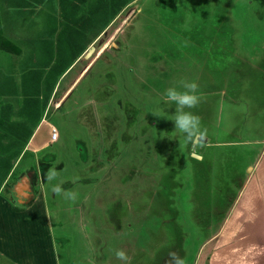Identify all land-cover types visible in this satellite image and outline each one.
Listing matches in <instances>:
<instances>
[{"label":"rangeland","instance_id":"obj_1","mask_svg":"<svg viewBox=\"0 0 264 264\" xmlns=\"http://www.w3.org/2000/svg\"><path fill=\"white\" fill-rule=\"evenodd\" d=\"M73 1L41 27L1 11L23 55L0 49V180L36 201L1 190L0 264H35L12 247L43 234L56 264H264V0H132L102 31L81 18L99 0ZM182 78L203 138L174 128Z\"/></svg>","mask_w":264,"mask_h":264},{"label":"crops","instance_id":"obj_2","mask_svg":"<svg viewBox=\"0 0 264 264\" xmlns=\"http://www.w3.org/2000/svg\"><path fill=\"white\" fill-rule=\"evenodd\" d=\"M81 1L83 2L84 6H85L88 0H81ZM47 3H48V0H0V30H2L3 36L5 35V32H4V23H3L2 15H1V11L2 10L6 12L8 9H12V10H9V12L12 13L13 11H18V9L21 8L19 6H23L25 8V11H26L27 16H29V19L25 23L26 26H27V24L30 25L31 22H33L35 25H38L37 27H41V24L43 25L44 22H45V16H46V13H47V7H46L47 6ZM73 3L75 5L72 4V9H76V8L79 9L80 8L79 7L80 4L76 0H74ZM104 3H105V0H102V6L104 5ZM107 3L109 4L110 3V0H107ZM68 8H71V7H68V4H65L63 6L61 4V0H59V14L62 12V10L63 11L65 10V14H69L68 11H67ZM101 8L103 9L104 7H101ZM92 10L93 9H91V8H87V9L84 10V13L82 14L81 18L84 19L83 22L85 24H92L93 23L94 18H93V12H92ZM42 19H44V21ZM77 22H78V24H81L80 20L77 21ZM111 22H109L108 25ZM108 25L102 27L101 31L104 30ZM4 37H6V36H4ZM94 40H95V38L93 39L92 42H90V44L88 45L87 48H89V46H91V44L94 42ZM17 47L20 48V46H17ZM20 50H21V54H19V55L11 53L12 55H10L9 57H2L1 56V59L7 60V59H10L11 58L10 59L11 62L14 61L16 58L21 59L20 56L23 55V50L21 48H20ZM55 89H56V87L54 88V91H55ZM34 135H36V134L34 133L33 136ZM33 136L31 135V137L25 139L26 144H27V142L30 141V139ZM0 156H1V154H0ZM6 158L10 159V157H8V156H6ZM11 169H10L9 172H11ZM249 169H252V174H249L248 180H249V178L251 176H256L260 172L259 171V167H258L257 164L254 165L253 167H250ZM9 172H7L6 175L7 174H10ZM4 180L3 181L0 180V192H1L2 189H5L6 190L8 188L7 187V183L4 184L5 183ZM10 188L11 187H9V189L7 190L8 193H12V191H13V194H15L14 198L16 199V202L14 203L15 199L13 198L11 200V204L13 205V207H14V204L15 205L17 204L19 206L17 208L14 207L15 210H17V211L21 210L22 211L23 209H28L29 207L32 206V204H33L32 202L33 201L34 202L36 201V199L33 200V199L30 198L31 196L29 195L28 190L27 191L24 190L25 191L24 193H20V192H18V190H15V187H13L11 189ZM258 188H260V189H258L260 192L264 191V184H263L262 187L261 186H258ZM17 189H18V187H17ZM18 198L20 200H22V202H19L18 201ZM9 203H10L9 201L7 203L6 202H3L2 205H0V224H1L2 221H4V219H9L10 218L9 214L7 213L8 212L7 208H8ZM257 216H258V214H257ZM255 220H257V218ZM261 233L264 234V229L263 228H261ZM37 237H38V239L41 240V242H38L39 243V246H40L39 248H35V247L31 248V247H29L26 250L25 249L26 247L24 246L22 249L15 248V247H12V249L17 250L18 253L21 252V251H28V252H30V254H28L27 256H31V258L34 260L35 264H37V263L38 264H56V261L57 260H56V258L54 259L52 257V254H51L52 249H53V246L55 245V242L53 241V238H50L51 241L48 242L47 241L46 234H43L42 236L39 235ZM253 239L254 240H257L254 237H253ZM45 240L47 242H45ZM47 244H50L51 245L48 251H47V249L45 247H43L44 245H47ZM55 247H56V245H55ZM252 247H254V246H252ZM247 248H248V245H247ZM47 256H51V258H47ZM6 257L9 258V259H12V263L13 264H18V261H16L11 256L7 255ZM50 260H56V261L54 263H50L49 262ZM230 262H231V260H230ZM231 263L234 264V262H231ZM24 264H27V263L24 262Z\"/></svg>","mask_w":264,"mask_h":264},{"label":"clouds","instance_id":"obj_3","mask_svg":"<svg viewBox=\"0 0 264 264\" xmlns=\"http://www.w3.org/2000/svg\"><path fill=\"white\" fill-rule=\"evenodd\" d=\"M165 99L176 105L173 123L179 134L188 139L197 136L203 138L206 135V129H203L201 125V117L186 110L195 108L200 102L199 84L196 80L189 81L182 78L175 86L165 90ZM56 191H59V189H56ZM72 198H74V195ZM116 256L124 261H130L131 259L123 250L117 251Z\"/></svg>","mask_w":264,"mask_h":264},{"label":"trees","instance_id":"obj_4","mask_svg":"<svg viewBox=\"0 0 264 264\" xmlns=\"http://www.w3.org/2000/svg\"><path fill=\"white\" fill-rule=\"evenodd\" d=\"M131 1L132 0H110V3L108 4L107 0H105L104 5L102 6V0H99L97 2V4H99V10L93 9L92 12H93L94 21L96 20L95 15L97 14V12H99L98 13L99 14V20L101 21L100 31H101L102 27L108 25L107 19H108L109 15H111L112 18L116 17L119 14L118 12H120V10H122ZM101 7H104V8L102 9ZM112 18H110V20ZM94 21H93V23H94ZM0 49L3 51L9 52V53L17 54V55L21 54L20 48L17 47L15 44L11 43L9 40H7L3 36L2 30H0ZM15 142H17V141H14L13 143H15ZM20 142H22V141H20ZM25 143H26V141H25ZM16 144H14V146ZM25 146H26V144H25ZM16 151L17 150H15V152ZM1 168H2V170L0 173H2L3 176L0 174V179H2L6 175V173L9 172L10 169L12 168V165L9 162L8 158H7V161L4 162V164L1 166ZM3 170H4V173H3Z\"/></svg>","mask_w":264,"mask_h":264},{"label":"flooded vegetation","instance_id":"obj_5","mask_svg":"<svg viewBox=\"0 0 264 264\" xmlns=\"http://www.w3.org/2000/svg\"><path fill=\"white\" fill-rule=\"evenodd\" d=\"M9 188H7V190H8ZM28 190V189H27ZM14 196H15V194H13V198H14ZM15 199V198H14ZM18 201L19 202H22V200H20L19 198H18ZM16 202V199H15V201H14V203Z\"/></svg>","mask_w":264,"mask_h":264},{"label":"water","instance_id":"obj_6","mask_svg":"<svg viewBox=\"0 0 264 264\" xmlns=\"http://www.w3.org/2000/svg\"><path fill=\"white\" fill-rule=\"evenodd\" d=\"M94 51V48L93 47H91V50H90V52L89 53H92ZM197 158H199L198 156H196Z\"/></svg>","mask_w":264,"mask_h":264},{"label":"built area","instance_id":"obj_7","mask_svg":"<svg viewBox=\"0 0 264 264\" xmlns=\"http://www.w3.org/2000/svg\"><path fill=\"white\" fill-rule=\"evenodd\" d=\"M53 137H54V138H56V137H57V134H56L55 132H54V134H53Z\"/></svg>","mask_w":264,"mask_h":264},{"label":"bare ground","instance_id":"obj_8","mask_svg":"<svg viewBox=\"0 0 264 264\" xmlns=\"http://www.w3.org/2000/svg\"><path fill=\"white\" fill-rule=\"evenodd\" d=\"M88 56H90V53H88V54L86 55V57H88Z\"/></svg>","mask_w":264,"mask_h":264}]
</instances>
